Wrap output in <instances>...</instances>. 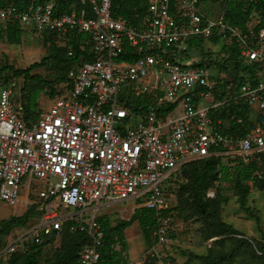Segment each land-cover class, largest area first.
<instances>
[{
  "label": "built area",
  "instance_id": "built-area-1",
  "mask_svg": "<svg viewBox=\"0 0 264 264\" xmlns=\"http://www.w3.org/2000/svg\"><path fill=\"white\" fill-rule=\"evenodd\" d=\"M146 2L135 23L114 15L112 0H76L63 13L54 1L0 6V25L17 22L62 37L87 34L85 52L49 109L28 111L15 79L0 85V200L19 204L26 186V205L41 212L39 223L3 248L0 259L60 236L67 225L90 237L79 264H100L105 228L99 214L131 201L135 210L154 211L148 256L156 264H178L164 252L174 196L177 205L170 178L200 158L264 150V31L253 43L224 13L205 14L201 0ZM213 37L227 44L235 39L257 77L238 83L201 64L193 44ZM205 99L212 103L200 106ZM231 103L248 105L245 129L242 117L233 132L231 118H213Z\"/></svg>",
  "mask_w": 264,
  "mask_h": 264
},
{
  "label": "trees",
  "instance_id": "trees-1",
  "mask_svg": "<svg viewBox=\"0 0 264 264\" xmlns=\"http://www.w3.org/2000/svg\"><path fill=\"white\" fill-rule=\"evenodd\" d=\"M46 1H54L56 4V12L63 13L65 11H72L76 0H0V6H7L11 3L16 4L18 7L23 8L27 7L31 3H43ZM113 1V14L122 15L132 22H137L136 14L140 13L143 16L144 12L147 9L146 0H112ZM225 18L231 22L235 27H238L242 33L248 34L252 37V42L255 43L260 39V33L264 30V0H228L227 6L224 11ZM254 15L260 17V21L254 26L253 30L249 27V22L253 19ZM3 26V25H2ZM6 39L9 43H21V25L17 22H9L6 25ZM3 31L0 32V34ZM3 34V33H2ZM50 35L51 43L50 49L51 52L49 55L42 58L41 61L34 62L27 68H18L6 64L0 66V77L5 76V72L13 71L17 76H24L26 80H31L36 82L39 85H46L48 81L42 77L39 73H32V70L36 67H41L46 65L49 60H53L57 68H62L66 72V75L59 76L56 80L60 82L59 85V94L61 95L65 89V84L68 83V71L69 69L78 61L81 55L85 52V49H81V43L87 38L86 33H69L67 37H62L59 33H46ZM62 37L66 40V43L62 47H57L56 37ZM3 35H1V38ZM204 40H197L193 45H195L200 53L204 50L201 49L204 44ZM213 42V44H219L221 40L219 37H213L207 39ZM75 50V55L70 56L68 54L70 49ZM223 59L231 61L233 68L236 72L233 75V80L238 83L245 81H251L257 77L258 68L252 63L245 62L241 55V47L239 43L234 39L230 44L223 43ZM215 63L219 64L218 66ZM201 64L220 68L223 71H227L228 65L226 63L215 61V59H209L205 61L202 60ZM219 69V70H220ZM227 73V72H226ZM11 78L8 80L10 81ZM69 87V86H67ZM52 93L55 94V89H52ZM22 96L24 94L22 93ZM24 99V98H23ZM27 107V110L31 112V109ZM249 114L248 105L240 103H231L225 105L224 108L220 111H215L213 118L215 120L222 118L227 119L231 118L232 120V130L235 131L238 126L237 118H244V124H239V126H244L245 129L248 127L247 124ZM222 149V147H219ZM258 159H249L248 162H245L243 157L236 156L235 159L230 160L227 164L222 160V156H209L194 160L186 164L173 176L175 177V182H177V177L179 173L183 171L186 173L189 178L190 183L187 186L182 185L181 187H187L190 191L191 203L195 208L196 213L200 214L207 224H217L218 232L215 235H222L225 232L235 233L243 235V233L237 230L232 224L221 221L219 218V211L222 201L220 197L221 190L219 188V183L229 181L234 184V187L238 191V197L240 200L241 206L254 218L259 221V217L256 216L247 206L248 194L251 190V186L248 184V181L253 180L255 187L264 188V151L257 152ZM190 165V166H189ZM172 176V177H173ZM170 179H173V178ZM170 181V180H169ZM215 181L219 183L216 184ZM180 187V186H179ZM178 186L175 185V194L178 196ZM211 187H216L214 197L208 195ZM178 202V199H177ZM178 204V203H177ZM175 206V210L177 209ZM34 206H30L29 209H33ZM173 210V209H172ZM181 211H185V207L179 208ZM170 210L165 212L168 215ZM30 212L27 211L25 215L19 217H12L7 220H2L0 222V249L2 246L3 236L5 235L6 229H11L17 225H24L28 220ZM100 222L105 228V237L103 239V244L100 248L101 251V262L100 264H116L119 262L118 253L114 249L115 243L119 240L124 239V232L127 227H129L132 222L138 221L142 233L146 239V242L149 246H152L153 240L152 235L157 227V221L154 218V211L146 208H142L140 211H137L133 216V219L129 220H120L116 225L111 226L107 224V219L103 216L99 217ZM68 232L65 236L63 244L57 249L56 262L55 264H79V252L82 246L90 241V237L84 232L71 233L68 226L66 225L62 231ZM61 233V234H62ZM58 236L49 235L44 238L42 243H33L30 245L28 250H20L11 255L4 256L0 260L7 258V264H37L39 255L43 252L45 246H49L52 243H55V240ZM242 244H250L251 241L246 238L240 239ZM255 251L252 256V261L257 264H264V244L254 241ZM119 252V251H118ZM257 252H261V255H258ZM193 257L199 259L198 264H232L229 262V259L233 254L230 253H217L216 255H194L190 253ZM250 256V257H251ZM249 257V258H250ZM3 261V260H2ZM146 264H156V259L148 256L146 259ZM244 264V263H240Z\"/></svg>",
  "mask_w": 264,
  "mask_h": 264
},
{
  "label": "rangeland",
  "instance_id": "rangeland-1",
  "mask_svg": "<svg viewBox=\"0 0 264 264\" xmlns=\"http://www.w3.org/2000/svg\"><path fill=\"white\" fill-rule=\"evenodd\" d=\"M228 0H201L202 10L205 14L212 18H217L220 14L224 13ZM260 21L258 15H254L253 19L249 22V27L253 30L254 26ZM7 25V24H6ZM0 25V66L6 64L18 68H27L34 62L41 61L43 57L50 54V38L49 34L38 33L30 27L21 26V43H9L6 39V27ZM264 31V30H263ZM1 35L3 37L1 38ZM57 47L65 45L66 40L57 36ZM204 53H197L199 61L203 59L208 61L209 59H215L228 65L227 76L233 79V75L238 73L234 70L231 61L223 59V42L219 44H213L210 40H204L203 47ZM215 65H219L218 63ZM219 73L220 70L214 66ZM66 72L62 68H57L53 60H49L46 65L36 67L32 70V73H39L45 78L48 83L44 86L37 84L31 80H26L24 76H17L13 71L5 72V76L0 77V85L7 83L8 80L15 79L17 81V89L23 93L25 105L28 106L32 112H40L49 109L55 98L59 96L60 82L56 80L59 76L66 75ZM225 73V72H223ZM52 89H55V94L52 93ZM21 90V91H20ZM212 103L211 99H205L200 106H208ZM254 117L258 113L257 106L252 109ZM264 151V150H261ZM260 152V151H257ZM257 152H253L246 155L235 153L234 155H223L222 160L227 164L230 160L236 158V156L243 157L245 162L249 159H258ZM190 166V165H189ZM174 177V176H173ZM172 177V178H173ZM175 182V177L170 179L168 191L173 192L175 195V185L180 186L178 189V206L175 210V196L170 200V205L173 206L172 220L169 225V242L164 246V252H168L177 261L178 264H198L199 259L193 257L194 255H216L217 253H230L233 254L229 259L232 264H257L253 262L252 256L255 251L254 241H258L264 244V188L255 187L254 181H248L251 186V190L248 194L247 206L249 209L259 217V221L252 217L240 204L238 197V191L234 187V184L229 181L219 183L222 193L220 200L222 204L220 206L219 218L221 221L232 224L237 230L241 231L243 235L225 232L222 235L211 237L218 232L217 224H207L204 218L196 213L194 206L191 203L190 191L187 186L190 181L186 173L183 171L179 173ZM167 184V185H168ZM210 191H216V187H211ZM211 197H214L213 195ZM28 201V190L24 186L21 201L17 205H9L0 200V222L12 217H19L25 215L27 211L30 212L28 220L24 225H17L11 229L5 230L3 236L2 246L0 251L10 244L11 241L16 239L19 235L29 231L32 227L39 223L41 212L36 209L34 205L33 209H29L30 206L26 205ZM132 202H123L114 205H110L102 208L100 216L107 219V224L114 226L120 220L133 219V216L137 211L129 205ZM185 207V211L179 210V208ZM68 237V232L65 231L55 240V243L45 246L43 252L39 255L37 264H55L57 249L63 244L65 236ZM246 238L251 241L250 244H242L240 239ZM153 243L155 242L154 233L152 235ZM117 253L119 262L124 264H146L148 257V251L151 246L146 242V239L139 229L138 222H132V224L124 232V239L117 241ZM119 251V252H118ZM261 252H257L258 255ZM252 255V256H251ZM251 256V257H250ZM8 257V256H6ZM250 257V258H249ZM3 260V261H2ZM0 260V264H7L8 259L4 258ZM118 263V262H117ZM227 264V263H226Z\"/></svg>",
  "mask_w": 264,
  "mask_h": 264
},
{
  "label": "crops",
  "instance_id": "crops-1",
  "mask_svg": "<svg viewBox=\"0 0 264 264\" xmlns=\"http://www.w3.org/2000/svg\"><path fill=\"white\" fill-rule=\"evenodd\" d=\"M3 26H5V25H3ZM138 222V221H137ZM138 226H139V229L141 230V226H140V224H139V222H138ZM128 228V227H127ZM126 228V229H127ZM126 231V230H125ZM141 232H142V230H141Z\"/></svg>",
  "mask_w": 264,
  "mask_h": 264
}]
</instances>
